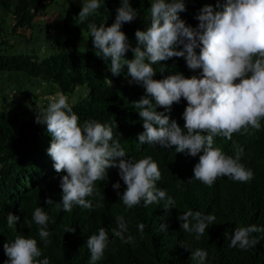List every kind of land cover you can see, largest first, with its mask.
Returning <instances> with one entry per match:
<instances>
[{
  "label": "clouds",
  "instance_id": "1",
  "mask_svg": "<svg viewBox=\"0 0 264 264\" xmlns=\"http://www.w3.org/2000/svg\"><path fill=\"white\" fill-rule=\"evenodd\" d=\"M78 18L81 22L96 13L101 7L100 0H81ZM186 10L185 0H151L150 22L145 30L135 31V46L122 25L132 22L136 17L129 0H120L114 22L110 26L89 24L95 55L104 61L110 60L108 71L119 75L124 66L135 82L145 89V95L133 102L142 122L143 131L137 134L142 145H156L163 149H173L176 153L199 155L193 168L192 179L212 186L221 177L237 182H248L253 172L240 162L242 148L235 155H227L214 147V137L231 139L234 133L246 134L249 128L259 130L264 119V0H216V5L205 4L195 17L197 26L193 27L180 18L179 13ZM199 49V52H197ZM131 50V59L125 58ZM172 58H183L188 69L198 74L190 77L179 71L169 72L162 79H154L160 65L163 73L166 65L160 62ZM111 83V81H110ZM186 101L182 113L184 125L170 119L172 106L181 100ZM46 107L36 105L35 122L46 126L52 137L47 149L60 179L61 201L65 212L73 206L91 208L86 198L93 195L95 182L106 181L108 170L116 167L120 180L126 186L117 195L123 204L131 209L141 205L147 208L153 203L163 201L162 208L168 212L175 208V200L166 190L157 188L161 178L158 163L151 156L138 160L127 158L119 139L114 138L113 128L95 119H88L81 125L73 104L61 92L47 97ZM163 108L165 111H157ZM202 153V154H201ZM117 158L118 162H117ZM119 190V181L112 185ZM47 205L57 203L51 198ZM20 218L8 213L9 227ZM32 220L39 226L38 233L47 246L50 235L48 215L42 207H37ZM180 228L195 233L199 240L208 225L215 221L212 214L187 211L178 216ZM115 237L123 243H131L132 236L125 237L127 224L124 217H115ZM194 221V223H193ZM167 222L160 225L166 231ZM145 225L138 229L142 234ZM71 231H75L72 228ZM253 233L264 234V226L255 224L236 226L230 239L231 247L247 250L259 243L252 238ZM109 244L108 233L101 227L86 241L90 252L89 264L100 260ZM182 247L188 249L181 244ZM7 260L4 264H50L42 256L36 239L18 233L10 243L3 245ZM207 251L197 248L190 252L189 259L196 264H205Z\"/></svg>",
  "mask_w": 264,
  "mask_h": 264
},
{
  "label": "trees",
  "instance_id": "2",
  "mask_svg": "<svg viewBox=\"0 0 264 264\" xmlns=\"http://www.w3.org/2000/svg\"><path fill=\"white\" fill-rule=\"evenodd\" d=\"M39 3L40 0H0V7L11 11L14 24L30 26L32 8ZM129 3L136 9L137 17L122 25V31L129 43L135 46V31L145 30L150 22L151 0H129ZM46 4L39 5L45 9ZM100 4L101 7L86 21L81 22L78 14L75 18L74 32H85L79 48L57 49L41 58L31 53L0 51V70H18L46 78L62 92L71 91L75 85H83L85 92L73 104L80 124L95 119L110 125L127 158L138 160L151 156L161 172L156 186L166 190L167 195L175 200V208L166 212L162 208L163 201L147 208L143 207V202L127 208L117 195V191L122 193L126 186L120 180L118 168L113 167L108 170V179L95 182L93 195L86 198L91 202V208L76 205L71 212H65L62 205L58 206L63 173L55 171L47 153L52 137L46 132V126L37 124L30 117L14 122L0 112V264L7 260L3 245L10 243L18 233L37 240L42 250L38 259L47 257L50 264H89L90 252L86 241L101 227L108 233L109 244L96 264H196L189 257L190 252L197 248L207 251L205 264H264V234H251L252 238L259 239V243L247 250L231 247L230 239L224 236L227 232L230 237L236 226H264V119L260 121L259 130L249 128L246 134L234 133L231 139L214 137V147L227 155L234 156L238 147L243 149L240 162L253 172V178L248 182L221 177L212 186H207L192 179L199 155L192 157L186 152L176 153L174 148L163 149L147 143L141 145L136 138L143 127L133 102L145 95V89L135 82L130 83L131 79L127 80V66L116 76L108 71L110 60L104 61L95 55L88 27L92 23L110 26L120 0H100ZM205 4L215 7L216 0H185L186 10L179 13L180 18L186 24L197 26L195 17ZM132 56L129 50L125 58L131 59ZM160 63L167 67L160 73V65H153L157 70L154 79H162L174 71L188 77L199 71L194 73L188 69L183 58ZM185 107L186 101L182 99L172 106L170 113L165 114L183 127ZM157 111L165 110L158 108ZM117 181L121 187L114 190L112 185ZM48 198L57 203L47 205L45 200ZM37 207H42L48 215L50 235L47 246L39 236V226L32 220ZM189 210L215 216V221L208 225L199 240L195 233L180 228L178 216ZM8 213L20 218L11 227L6 220ZM117 216L124 217L127 224L124 235L133 237L131 243H123L113 235ZM163 222L168 223L166 231L160 227ZM140 223L145 225L142 234L138 229ZM72 228L75 231H71Z\"/></svg>",
  "mask_w": 264,
  "mask_h": 264
},
{
  "label": "rangeland",
  "instance_id": "3",
  "mask_svg": "<svg viewBox=\"0 0 264 264\" xmlns=\"http://www.w3.org/2000/svg\"><path fill=\"white\" fill-rule=\"evenodd\" d=\"M211 1V0H202ZM45 9L39 4H45ZM33 6L31 25L13 24L14 16L0 7V51L2 53H31L38 58L47 56L57 49L80 47L84 31L74 32L73 24L80 12L81 0H40ZM50 10L52 19L37 18V14ZM131 79L129 78L127 80ZM61 92L72 103L85 92L83 85H75L69 92L60 91L51 81L22 71L0 70V112L14 122L22 117L35 119L36 105L46 107L47 97Z\"/></svg>",
  "mask_w": 264,
  "mask_h": 264
},
{
  "label": "built area",
  "instance_id": "4",
  "mask_svg": "<svg viewBox=\"0 0 264 264\" xmlns=\"http://www.w3.org/2000/svg\"><path fill=\"white\" fill-rule=\"evenodd\" d=\"M32 16H33V14H32ZM53 16H54V14L50 10H44V11H41L37 14V18H40V19H48V18L52 19Z\"/></svg>",
  "mask_w": 264,
  "mask_h": 264
}]
</instances>
